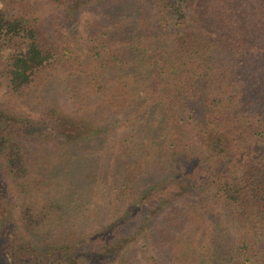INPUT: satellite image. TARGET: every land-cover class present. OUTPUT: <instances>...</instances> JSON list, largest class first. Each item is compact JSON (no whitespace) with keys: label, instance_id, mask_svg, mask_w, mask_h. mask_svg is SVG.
I'll list each match as a JSON object with an SVG mask.
<instances>
[{"label":"trees","instance_id":"trees-1","mask_svg":"<svg viewBox=\"0 0 264 264\" xmlns=\"http://www.w3.org/2000/svg\"><path fill=\"white\" fill-rule=\"evenodd\" d=\"M0 47V264H264V0H0Z\"/></svg>","mask_w":264,"mask_h":264},{"label":"rangeland","instance_id":"rangeland-1","mask_svg":"<svg viewBox=\"0 0 264 264\" xmlns=\"http://www.w3.org/2000/svg\"><path fill=\"white\" fill-rule=\"evenodd\" d=\"M14 8H16L17 6H13ZM7 53V49L0 47V56H5Z\"/></svg>","mask_w":264,"mask_h":264}]
</instances>
